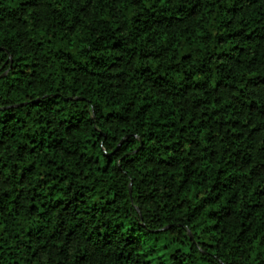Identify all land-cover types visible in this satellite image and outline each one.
Listing matches in <instances>:
<instances>
[{"label":"trees","instance_id":"1","mask_svg":"<svg viewBox=\"0 0 264 264\" xmlns=\"http://www.w3.org/2000/svg\"><path fill=\"white\" fill-rule=\"evenodd\" d=\"M0 264H264V0H0Z\"/></svg>","mask_w":264,"mask_h":264}]
</instances>
